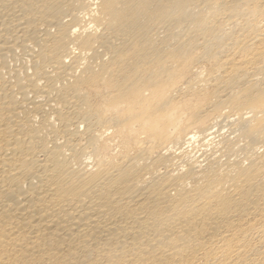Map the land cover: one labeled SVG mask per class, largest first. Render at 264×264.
Returning a JSON list of instances; mask_svg holds the SVG:
<instances>
[{"label":"bare ground","instance_id":"6f19581e","mask_svg":"<svg viewBox=\"0 0 264 264\" xmlns=\"http://www.w3.org/2000/svg\"><path fill=\"white\" fill-rule=\"evenodd\" d=\"M0 264H264V0H0Z\"/></svg>","mask_w":264,"mask_h":264}]
</instances>
